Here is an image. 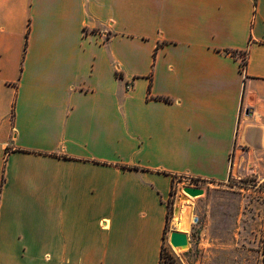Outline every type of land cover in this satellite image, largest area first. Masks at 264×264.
Wrapping results in <instances>:
<instances>
[{"label": "crops", "instance_id": "1", "mask_svg": "<svg viewBox=\"0 0 264 264\" xmlns=\"http://www.w3.org/2000/svg\"><path fill=\"white\" fill-rule=\"evenodd\" d=\"M238 157L264 0H0V264H160L180 178Z\"/></svg>", "mask_w": 264, "mask_h": 264}, {"label": "rangeland", "instance_id": "2", "mask_svg": "<svg viewBox=\"0 0 264 264\" xmlns=\"http://www.w3.org/2000/svg\"><path fill=\"white\" fill-rule=\"evenodd\" d=\"M234 173L221 184L180 178L168 199L169 219L162 264H264V165L260 160L234 161ZM185 186L201 187L192 197ZM194 207L195 222L178 227L182 207ZM178 227V228H177ZM173 231L188 235L187 248L170 243Z\"/></svg>", "mask_w": 264, "mask_h": 264}, {"label": "water", "instance_id": "3", "mask_svg": "<svg viewBox=\"0 0 264 264\" xmlns=\"http://www.w3.org/2000/svg\"><path fill=\"white\" fill-rule=\"evenodd\" d=\"M183 189L192 197H197L204 194V189L201 187L185 186ZM170 243L175 248H187L189 244L188 235L184 232L173 231L170 235Z\"/></svg>", "mask_w": 264, "mask_h": 264}, {"label": "bare ground", "instance_id": "4", "mask_svg": "<svg viewBox=\"0 0 264 264\" xmlns=\"http://www.w3.org/2000/svg\"><path fill=\"white\" fill-rule=\"evenodd\" d=\"M176 217L178 227L182 228L183 230H188L192 223L195 222V217L193 216V208L192 205L186 204L184 207H182V210ZM177 227V228H178Z\"/></svg>", "mask_w": 264, "mask_h": 264}, {"label": "trees", "instance_id": "5", "mask_svg": "<svg viewBox=\"0 0 264 264\" xmlns=\"http://www.w3.org/2000/svg\"><path fill=\"white\" fill-rule=\"evenodd\" d=\"M197 181H198V180H197ZM163 256H164V247H163V251H162V259H163ZM160 264H162V261H161Z\"/></svg>", "mask_w": 264, "mask_h": 264}]
</instances>
